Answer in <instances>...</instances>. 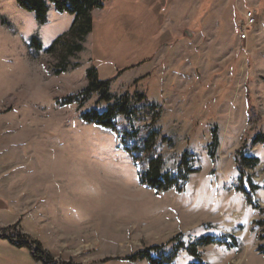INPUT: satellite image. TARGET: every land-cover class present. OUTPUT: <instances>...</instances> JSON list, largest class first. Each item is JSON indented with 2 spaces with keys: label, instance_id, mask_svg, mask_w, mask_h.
Listing matches in <instances>:
<instances>
[{
  "label": "rangeland",
  "instance_id": "obj_1",
  "mask_svg": "<svg viewBox=\"0 0 264 264\" xmlns=\"http://www.w3.org/2000/svg\"><path fill=\"white\" fill-rule=\"evenodd\" d=\"M43 1L40 25L0 0V230L27 238L18 248L0 235V264H43L33 243L55 264H148L126 259L153 248L174 253L171 264H264V0H105L83 37ZM247 14L255 23L242 40ZM56 39L67 44L46 52ZM92 67L109 81V105L127 95L134 109L115 132L81 120L104 108L96 94L60 104L88 87ZM125 128L136 137L127 147L158 133L163 172L185 156L182 192L140 185ZM239 152L259 160L245 171L258 188L251 206L238 190ZM207 236L236 247L191 257Z\"/></svg>",
  "mask_w": 264,
  "mask_h": 264
},
{
  "label": "trees",
  "instance_id": "obj_2",
  "mask_svg": "<svg viewBox=\"0 0 264 264\" xmlns=\"http://www.w3.org/2000/svg\"><path fill=\"white\" fill-rule=\"evenodd\" d=\"M18 7L28 13L35 16L36 21L43 25L46 21V15L48 13V7L43 0H15ZM50 4L54 7L57 13H67L73 17V22L71 24L70 30L67 34L76 35L78 37H83L90 33L93 28V21H91L89 15L96 11L102 10L105 6V0H49ZM66 37V36H65ZM62 39H56L52 45L47 49L46 52L52 53L57 45L65 46L67 43L61 41ZM37 41L32 39V45L36 44ZM77 49V47H76ZM67 67L65 65L61 66L59 69L54 70L55 74H61L66 72ZM87 77L89 79V85L79 94L71 95L60 101L61 105L68 106L72 104H78L79 106L84 105L88 102L91 97L96 94L98 97V105L102 104L104 108L102 110L91 109L87 112L81 114V120L89 125H95L102 128L103 130L115 132L122 125V120H130L134 109H131L128 96L118 98L111 105V97L108 94V82L103 81L98 78V71L95 67H92L87 72ZM213 150L211 152V158L214 160L215 148H216V134L213 132ZM158 133H150L144 139L138 141L137 144L127 147L126 141L128 139H135L136 137L124 129L120 135V142L124 145V151L129 155L133 162L135 163L137 169V177L140 185L147 189L153 190L156 193L167 192L171 189L176 190L178 193L182 192L184 185L187 182L188 176L192 173L186 165L185 156L181 157L178 168L175 174L168 172H163V162L160 157L154 156V141L157 138ZM262 142L264 138L259 137ZM256 142V140H254ZM212 148V147H209ZM236 170L239 174L238 183L240 188L238 190L242 191L246 197L248 204L252 205V194L258 190L250 179V176L245 172L246 170L254 169L258 164L259 160L255 158H247L244 156L243 152L237 153L236 156ZM244 184L248 185L250 189L247 192L244 188ZM262 227L261 233L258 235L259 240L264 241V218L262 221L256 223ZM0 235L7 239H12L11 241L16 247L22 248L26 247L27 238L24 236H19L16 234L14 229L8 228L0 230ZM236 241L233 239V243L228 245L224 241L214 239L213 237H203L197 241L195 245L188 249V253L193 258H198L196 253V247L204 245H223L230 246L231 248L236 247ZM36 246V250L31 249V256L34 260L42 262L43 264H55L52 259L39 250V245L33 243ZM229 247V248H230ZM157 248L150 249L144 253H138L134 257H130L126 260L129 261H146L148 264H171L174 258V253L169 256H162V254L157 252ZM261 254L264 255V246L259 248ZM151 252H153L151 254ZM151 254V255H150Z\"/></svg>",
  "mask_w": 264,
  "mask_h": 264
},
{
  "label": "built area",
  "instance_id": "obj_3",
  "mask_svg": "<svg viewBox=\"0 0 264 264\" xmlns=\"http://www.w3.org/2000/svg\"><path fill=\"white\" fill-rule=\"evenodd\" d=\"M254 23H255V20L253 19V16L251 14H247L246 15L244 24L243 23L242 24L239 23V28H240V31H241L240 38L242 40H246V38H247L246 33L248 32L247 30Z\"/></svg>",
  "mask_w": 264,
  "mask_h": 264
}]
</instances>
